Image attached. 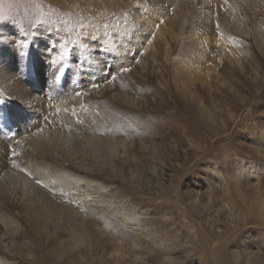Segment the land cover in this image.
<instances>
[{
    "label": "rangeland",
    "instance_id": "rangeland-1",
    "mask_svg": "<svg viewBox=\"0 0 264 264\" xmlns=\"http://www.w3.org/2000/svg\"><path fill=\"white\" fill-rule=\"evenodd\" d=\"M57 1L59 6L49 0H0V67L12 69L16 76L19 70L28 79L37 73L46 80L58 76L79 95L83 90L75 84L80 82L84 63L92 59L89 47L82 50V45H89L84 38L92 34L103 45L91 49L107 52L117 47L114 41L123 38L130 26L124 17L108 22L109 11L85 14L76 9L84 7L81 2ZM145 1L146 6L137 3L141 9H135L134 16L139 23L132 27L140 25L144 31L142 46L147 47L150 38L157 41L153 58L147 55L142 62L123 59L114 66L118 71L111 82L114 90L84 97L87 110L99 114L105 128L112 129L117 138H128L129 155L119 149L113 160L93 158V172L80 175L105 186L113 197L112 207H122L123 212L144 222L156 238L163 237L164 249L178 264H208L198 254L199 235L206 237V244L211 242L207 245L210 254L219 250L224 264H239L245 250L264 253V217L258 203L260 196L264 198V54L254 37L258 22L264 27V12L247 9L240 14L249 32L244 38L222 21L247 49L248 55L231 63L220 59L225 48L219 37L203 34L191 22L179 30L167 0ZM249 4L264 11V0H250ZM38 38L46 43L32 50ZM204 39L209 41L202 42ZM168 40L174 46L165 45ZM61 54L65 59H60ZM62 63L67 64L62 67L64 73L59 70ZM121 64L130 71L121 73ZM26 82L21 81L27 90ZM18 89L24 87L14 86ZM6 91L12 90L0 78L1 106L18 104L9 103ZM124 93L130 105L119 101ZM18 106L22 109L21 128L34 124L29 119L36 113ZM38 121L36 126L48 122L43 117ZM27 192L42 196L45 190L32 184ZM224 198H231L234 208H224ZM99 210L110 218L105 206L82 201L83 213L76 215V224L86 229L89 248L82 244L73 249L65 229L31 217L18 201L9 212L18 219L14 240L0 223V258L10 264H165L163 248L157 246L161 244H153L117 217L110 219L113 224L105 223L95 214ZM136 250L143 252L139 256ZM258 261L253 264H260Z\"/></svg>",
    "mask_w": 264,
    "mask_h": 264
},
{
    "label": "bare ground",
    "instance_id": "bare-ground-1",
    "mask_svg": "<svg viewBox=\"0 0 264 264\" xmlns=\"http://www.w3.org/2000/svg\"><path fill=\"white\" fill-rule=\"evenodd\" d=\"M49 1L52 5L59 6L57 0ZM212 1L167 0L174 8V19L176 20V25L179 30H182L184 26L191 22L200 29L203 34L210 35L211 37H219L225 48L224 52L219 55L220 59L236 63L238 62L237 59L248 55L244 43L240 40L239 36L235 34L238 32L243 38L249 36V32L240 14L244 13L247 9H251L252 12L255 10H259V12L264 11L260 10L262 8L261 6H250V0ZM216 1H219V6H215ZM70 2L73 4L81 2L84 7L76 8L80 13L86 14L88 12L94 13L93 11H101L102 14H104V11H109L110 18L108 22L111 20H119V18L123 17L126 18L130 26L127 30L129 32L124 33L125 36L123 38L114 41L117 47L107 52L98 53L96 50H93L95 47L103 45V43L100 41L96 43L97 40L93 38L92 34V36L89 34V39L84 38L87 39L85 42L89 43L87 47L90 49L89 55L92 59L90 60L91 63H84L82 72L79 74L80 78H78L80 82L75 84V86L80 87V90H83L82 92L80 91L79 95L73 92V88H67L66 82L60 77L58 78V76H53V79L49 78L50 80H46L43 74L37 73L34 77L30 76L28 79L26 74L17 70L18 79H16V73L14 74L12 69L10 70L7 68L4 70L0 67V78L8 82L9 89L12 90L11 93L6 91L9 96L7 97L9 103L18 102V104H21L25 109L27 107L32 110L33 113H36L29 119V121L33 120L34 124L27 123L25 125H29V127L26 128V126H24L22 129L20 126V110L22 109H20L18 104L2 107L0 103V223L6 235L11 238L10 240H14V234H16L19 229L18 219L13 215L11 216L9 212L14 204L18 203V201H22L27 207L28 215L31 217L44 219L47 221L46 224L65 229L69 233V244L73 249H77L82 244L88 247L87 242L89 235H86V229L83 228L84 226L76 224V215H81L79 213L81 212L82 201L88 199L90 203L105 206L107 211L111 213L112 216L108 214L110 218H107L105 214H103V211L99 210L100 212L97 211L95 213L99 219H103L105 223L110 222L113 224V220L110 219L117 217L119 222L121 221L126 227L144 236L145 239L152 241L153 244H161L157 246L160 249L163 248L162 251L166 256L165 264L166 262L167 264H171L170 262L174 259L170 251L164 249L165 244L163 237L158 236L156 238V234L149 230L144 222L133 215L123 212L122 207H120V209L112 207L111 200L113 197L110 191L108 190L107 192L105 186H101L91 179H85V177L80 175V173L90 174L93 172L95 165L90 161L93 158L100 159L102 157H110V160H113L114 155L119 153V149L123 151L122 154L124 155L129 153L130 144L128 138H117L118 136L113 133L112 129L105 128L101 116L99 114H93L91 110H87L88 107L84 105V97L89 93L98 92V94H100L106 90H114V84L111 83L113 81L111 77L114 72L117 71L114 66H116V63L120 64L123 62V59L126 60L127 58L133 57L135 61L142 62L147 55L153 58V47L156 45L157 41L150 38V40H148V46H142L140 44L143 37L141 32L144 33V31L140 25L139 27L141 29H139L137 25V29H133L134 27H132V24L139 23L138 17L134 16V10L141 9L136 6L137 3H142V5L144 4L145 6L149 3H146L145 0H71ZM218 7H221V10H216ZM144 13L145 12H143V15H145ZM222 21H227L229 27L236 32L231 33ZM217 25H219V27H217ZM257 25L258 30L255 32L254 37L259 43L261 52L264 54V35L262 33V28L264 27L260 26L259 22ZM174 37L175 36H171L172 39ZM208 41L209 39L202 40V42ZM41 42L45 41L42 38L36 39L33 43L32 50L36 49L38 45H41ZM168 44L174 46L171 40L165 42V45ZM92 47L94 48L91 49ZM124 52L127 53L126 56ZM65 66H67V64L62 63L60 65L61 68ZM121 66L123 67V64H121ZM14 72L16 71L14 70ZM99 72H101V76H98ZM116 73H118V71ZM20 80H27L26 86L29 85L27 90L24 86L25 82L23 85ZM93 84L99 86L93 88ZM102 84L103 86H101ZM14 86L24 87V89L14 90ZM42 94L46 99L43 98L44 96ZM126 95L127 93H124L119 101H122L126 105H130V99ZM97 97H99V95H97ZM42 117L45 121L47 120L49 124L46 122V125L40 123L36 126V124L40 122L38 120ZM262 134L264 136V131ZM2 155L5 158H2ZM111 163L112 161L109 165ZM245 171L247 173L248 170H244V174ZM249 172L250 174L252 173L251 170ZM36 180H40L41 184H37ZM32 184H37L45 190L42 196L28 194L27 187ZM241 196H243V194ZM259 199L260 200L257 198L262 216L264 217V198L260 196ZM231 200V198H224V202H226L224 203V208L226 206L234 208ZM67 206L74 207L75 210L72 211L67 208ZM185 217L188 218L189 215L185 213ZM114 221L116 220L114 219ZM129 235L131 234L129 233ZM199 236V242L201 244L198 245V254L202 259L208 264H224V257L221 251L218 250L215 255L212 254V252L214 253V251H212V256L207 247L210 242L209 239H207L209 242L206 244V237L204 235ZM2 238L0 242H2ZM165 241L167 242L166 239ZM247 246L250 247V245ZM141 249L143 248L141 247ZM220 250H223V248ZM139 251L140 250H136L135 254L140 256L143 251ZM246 251L247 250L243 251L245 254L241 260L240 257H238L239 255H234L236 261L240 260L239 264H253V262H257L258 260H260V262L258 261L260 264H264V253L260 252L261 254L259 253L257 255L250 253L252 252L251 250L250 252ZM137 255L136 257H139ZM255 256L256 258L254 259ZM176 261L173 264H178ZM0 264L10 263L4 262V260L0 258Z\"/></svg>",
    "mask_w": 264,
    "mask_h": 264
},
{
    "label": "snow or ice",
    "instance_id": "snow-or-ice-1",
    "mask_svg": "<svg viewBox=\"0 0 264 264\" xmlns=\"http://www.w3.org/2000/svg\"><path fill=\"white\" fill-rule=\"evenodd\" d=\"M157 27H158V26H157ZM217 27H219V25H217ZM73 42L75 43V41H73ZM81 47H82V50H84V49L87 48V45H82ZM60 59H62V60L65 59L64 54H61ZM63 70H64L63 68L60 69V71H63ZM129 71H130V69H129V68H126V67H122V68L120 69V72H121V73L129 72ZM111 79H112V80H115V79H116V76H112ZM98 86H99V85H96V84H93V85H92L93 88H96V87H98ZM14 155H15V154H14ZM22 171H23V169H22ZM26 174H27V173H26ZM36 183H37V184H41V181H40V180H36Z\"/></svg>",
    "mask_w": 264,
    "mask_h": 264
}]
</instances>
